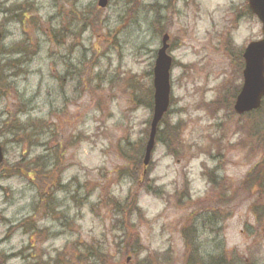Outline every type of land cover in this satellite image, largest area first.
<instances>
[{
  "label": "rangeland",
  "instance_id": "374dc122",
  "mask_svg": "<svg viewBox=\"0 0 264 264\" xmlns=\"http://www.w3.org/2000/svg\"><path fill=\"white\" fill-rule=\"evenodd\" d=\"M98 1L0 0V264H264V190L254 183L264 170V104L245 115L213 104L225 84H242L237 58L263 38L261 22L246 0ZM165 34L172 93L159 130L180 127L178 154L156 142L148 170L160 193L142 189L127 220L103 198L125 204L138 191L116 171L129 164L123 151L144 157L153 117L145 91L154 96ZM10 121L39 136L14 143ZM58 146L60 219L37 211L40 180L11 170L54 164ZM190 227L197 263L187 261Z\"/></svg>",
  "mask_w": 264,
  "mask_h": 264
},
{
  "label": "trees",
  "instance_id": "16d2710c",
  "mask_svg": "<svg viewBox=\"0 0 264 264\" xmlns=\"http://www.w3.org/2000/svg\"><path fill=\"white\" fill-rule=\"evenodd\" d=\"M133 2H135V0H132V3ZM17 64L18 63H15V62L11 63L12 66L17 65ZM236 64L238 67L237 73L241 76L243 66H244L242 54L238 55ZM1 79H2V77L0 78V81H1ZM0 86H1V83H0ZM224 86H225V91H223V94L221 93V96L218 98L219 101L214 102L213 104L221 105L222 103H224L225 107L230 109V108H232V106L235 102L236 96L241 89V85L239 84L238 86H235V87H228V84L227 85L225 84ZM1 90H2V87H0V91ZM145 92L147 94V99H146L147 102L145 101L146 106H148V109H153V105H154L153 90L147 89ZM223 97H224V99H223ZM17 111H19V109H17ZM169 114H170V111L166 114V116L164 117L161 124H165ZM11 123L12 124H10L9 130L11 132L16 133V137L14 136L15 139H13L14 143H22L25 145V143H28L29 140L31 139L30 137H32V140L34 141V137L39 136V134H37L35 131H30V133H26V129L22 126L16 125L15 121H12ZM248 124H247V126H248ZM179 129H180L179 126L172 127L171 125H167L166 130H164V131L159 130L158 134H157L156 142H158V141L162 142L163 141L165 143L168 151L171 153V155L178 154L177 149L173 147L172 143L175 140L176 144H179V134H180ZM250 132H252V130H250ZM257 132H259V134L264 133V124L262 126L258 127ZM1 133H2V131L0 132V134ZM122 154L125 155L126 159H129L130 161H128L129 164L127 166L119 168L116 171V174L118 176L117 179L119 181L123 177L129 178L131 180L132 184L137 185L138 191L133 195L130 194V196L127 198L125 204L121 203L118 199H116V197L108 196V195H106L105 198H103V201L110 204L112 207H114V211H115L116 216H120L123 214L125 217L128 216L127 220H129V215L133 212V210H131V207H137L138 199L140 197V192L142 189L146 190L148 193L153 192L155 195L159 194L160 192L158 191L157 188H155L153 186V184L151 183V180H150V176H149L150 171L148 170V168H149V165H151V163L146 167L144 165V157H142V156L141 157L140 156L130 157L131 155L129 156L125 151H123ZM144 156H145V154H144ZM64 157H65V150L63 149V146H58V152H55V154H54V159H53L54 164L46 165L44 168V165L41 166V163H40L41 161L39 159H36L34 161H29L26 164H24V162L20 163V165L18 167L11 169L13 171V172L11 171L12 173L16 172V173H19L23 176H28L29 178L33 177L35 180H38V181L40 180V185H43L44 187H42V188H44V189L41 192V198H40V202H39L38 207H37V211L38 212L41 211L42 213H44L45 216H47V214H50L52 217H54L56 219H60V215L63 218V213L61 214L60 212H57V207H56L55 202L52 199L53 198L52 196H53V193H55L56 191H63L66 187L61 185L59 173H57L56 177H55V175H52L51 173H52L53 168L57 169L58 167L59 168L63 167ZM48 168H50V171H48ZM59 168L57 170H59ZM253 172H254V170L248 174L250 176V178L252 179V182H254ZM49 174H51L50 178H49ZM33 178H32V180H33ZM247 179H248V177H247ZM254 183H258V185H256V187H259V189L264 190V170L259 171V174H258L257 178L255 179ZM187 196H188V199L190 200L191 199L190 195L187 194ZM48 200H50L51 203L48 202ZM128 209H129V211H127ZM137 212L140 213V211L138 209H137ZM216 213H217V211L213 214H216ZM204 214H209V212L205 211ZM34 219H36V217L33 215V217H31L28 220L29 224L34 222L35 221ZM213 219L214 220H212V223H214L213 221L218 222L220 220L218 218H216V219L213 218ZM185 230H184V232H185ZM187 230H189V234L185 233V236H184V238L186 239V247L189 251L187 254V256H188L187 261L192 260L195 263H197V261H200L197 258V256L195 257V255L198 253L197 247L195 244V239L198 237V235L196 234L197 232L193 229V227H190V229L187 228ZM34 231H35V229H34ZM43 233H45V231L44 232L36 231L35 234L39 235V234H43ZM91 253H92V251H91ZM102 256H104V255H102V251H100V250H96L94 253H92V257H96L98 259H101ZM210 261H211L210 264H214L215 262H217V264H222L223 262L226 261V259H225V257H221L218 259H212ZM61 262H63V260ZM198 263H200V262H198Z\"/></svg>",
  "mask_w": 264,
  "mask_h": 264
},
{
  "label": "water",
  "instance_id": "95a60500",
  "mask_svg": "<svg viewBox=\"0 0 264 264\" xmlns=\"http://www.w3.org/2000/svg\"><path fill=\"white\" fill-rule=\"evenodd\" d=\"M100 8L108 6V0H99ZM251 12L262 24V34L264 36V0H249ZM2 34L0 32V48ZM169 35H164L162 47L158 51L154 67V108L151 121L149 139L145 149L144 165L148 166L156 144L158 128L167 114L171 103V70L173 59L168 54ZM245 67L243 70V86L237 96L234 110L238 115H242L261 108L264 99V37L259 41L251 42L243 55ZM4 162V153L0 144V165Z\"/></svg>",
  "mask_w": 264,
  "mask_h": 264
},
{
  "label": "flooded vegetation",
  "instance_id": "af4514ba",
  "mask_svg": "<svg viewBox=\"0 0 264 264\" xmlns=\"http://www.w3.org/2000/svg\"><path fill=\"white\" fill-rule=\"evenodd\" d=\"M109 3H110V0H109ZM244 10H247L249 11L250 14H252L251 10H250V7H249V0H246V6H245V9ZM3 34V40L5 39V34L2 30H0ZM3 51H4V46L1 47V51H0V56L1 54H3ZM242 58H243V53H242ZM222 264H230L228 263L227 261L223 262Z\"/></svg>",
  "mask_w": 264,
  "mask_h": 264
}]
</instances>
